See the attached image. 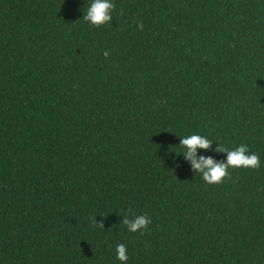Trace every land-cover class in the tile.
I'll return each instance as SVG.
<instances>
[{
    "label": "trees",
    "instance_id": "16d2710c",
    "mask_svg": "<svg viewBox=\"0 0 264 264\" xmlns=\"http://www.w3.org/2000/svg\"><path fill=\"white\" fill-rule=\"evenodd\" d=\"M114 3L0 0V264H264V0ZM194 133L261 168L206 184Z\"/></svg>",
    "mask_w": 264,
    "mask_h": 264
},
{
    "label": "clouds",
    "instance_id": "9594fccd",
    "mask_svg": "<svg viewBox=\"0 0 264 264\" xmlns=\"http://www.w3.org/2000/svg\"><path fill=\"white\" fill-rule=\"evenodd\" d=\"M86 4V12H84L83 20L93 27H103L113 21V15L116 11L114 0H84ZM84 8V9H85ZM138 28L143 30V23H138ZM109 53L104 52L107 57ZM180 138L179 154L172 151L177 156L182 155L186 163L190 165L191 170L208 185L222 184L230 176V169H260L262 160L258 153L252 152L247 144H240L235 148H229L218 142L209 139L208 136L202 134L177 135ZM218 144L215 152L225 154V160H217L212 155L201 154L213 151V145ZM177 167L180 165L176 160L173 161ZM95 223L104 227L102 222ZM122 224L126 226L129 233L141 234L149 230L152 219L148 215H137L134 219L123 217ZM116 259L120 264H129V255L126 245L118 244L116 246Z\"/></svg>",
    "mask_w": 264,
    "mask_h": 264
}]
</instances>
